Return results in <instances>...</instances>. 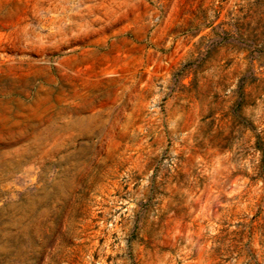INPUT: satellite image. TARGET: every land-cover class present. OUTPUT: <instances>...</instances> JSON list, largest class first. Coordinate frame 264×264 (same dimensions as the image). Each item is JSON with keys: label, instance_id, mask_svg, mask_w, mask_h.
Masks as SVG:
<instances>
[{"label": "rangeland", "instance_id": "1", "mask_svg": "<svg viewBox=\"0 0 264 264\" xmlns=\"http://www.w3.org/2000/svg\"><path fill=\"white\" fill-rule=\"evenodd\" d=\"M0 264H264V0H0Z\"/></svg>", "mask_w": 264, "mask_h": 264}]
</instances>
